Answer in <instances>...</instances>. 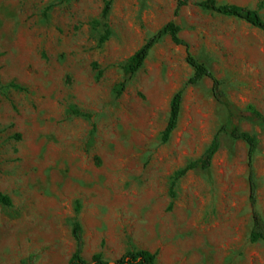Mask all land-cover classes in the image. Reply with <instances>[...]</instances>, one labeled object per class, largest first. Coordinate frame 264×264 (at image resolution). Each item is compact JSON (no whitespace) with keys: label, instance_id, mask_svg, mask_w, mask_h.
<instances>
[{"label":"rangeland","instance_id":"1","mask_svg":"<svg viewBox=\"0 0 264 264\" xmlns=\"http://www.w3.org/2000/svg\"><path fill=\"white\" fill-rule=\"evenodd\" d=\"M0 0V264H68L73 228L84 258L115 262L137 250L159 264H264L252 243L248 145L221 135L208 170L177 174L203 157L227 123L212 82L188 85L186 48L169 36L144 67L130 59L175 20L191 52L222 80L257 140L254 168L264 216V30L190 0ZM256 10L264 0H216ZM17 85V89L11 85ZM184 89L176 130L162 140Z\"/></svg>","mask_w":264,"mask_h":264},{"label":"trees","instance_id":"2","mask_svg":"<svg viewBox=\"0 0 264 264\" xmlns=\"http://www.w3.org/2000/svg\"><path fill=\"white\" fill-rule=\"evenodd\" d=\"M114 0H109L104 9V16L107 17L112 9ZM177 7L175 17H178L180 11L185 6L191 4L190 0H176ZM196 6L213 12L217 15L236 18L242 20L252 27L264 30V20L260 13L256 10L243 8L237 5L219 4L216 0H205L195 3ZM181 28L175 20L166 24L155 36H153L129 61L127 71L133 76L139 72L145 65L151 51L157 46L164 37L169 36L176 46L186 48L187 63L193 69L194 74L188 81V85H198L205 79L212 82V93L214 98L228 111L227 123L216 134L210 147L207 149L201 159L189 164L186 168L177 174V178L185 176L188 172L196 169L208 170L213 158L219 152L221 147V135L227 133L232 139L243 141L248 145V168H249V202L252 209L253 226L250 234L252 243L262 242L264 244V216L258 211V183L254 168V160L257 151L256 138L245 131H242L237 120L242 118L241 112L229 101L225 90L223 89V81L218 79L214 72L203 62H201L190 49L189 44L180 37ZM14 88L22 89L17 85H11ZM184 97V89L178 91L171 101V111L168 125L163 132L162 140L168 142L173 132L176 130L181 114ZM257 124L264 127V114L256 110L251 105L247 111ZM13 205L12 198L0 191V206L11 207ZM73 236L76 241V250L69 260L68 264H88L84 258V230L81 224L76 223L73 228ZM158 254L149 250H137L123 255L115 262L106 261L101 253H97L92 257V264H159L157 261Z\"/></svg>","mask_w":264,"mask_h":264}]
</instances>
